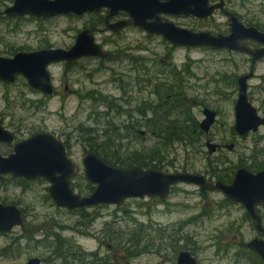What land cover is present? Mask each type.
I'll use <instances>...</instances> for the list:
<instances>
[{"label":"rangeland","instance_id":"374dc122","mask_svg":"<svg viewBox=\"0 0 264 264\" xmlns=\"http://www.w3.org/2000/svg\"><path fill=\"white\" fill-rule=\"evenodd\" d=\"M11 1L0 0V7L4 9L5 4H11ZM226 4L244 22L259 25L258 27L264 30V0H227ZM168 19L195 31L220 32L227 28L226 17L220 12L207 19L185 16H169ZM85 28L91 29V15L0 20V56L7 57L15 51L35 50L48 46L70 47L78 33ZM125 35L127 37L121 38L120 44L128 46L129 50L112 47L114 54L133 53V57L143 56L144 65L147 66L151 65L152 60L162 62L164 58L174 62L173 66L166 61L157 64L156 67L160 71L159 85L176 84L170 72L177 66L182 75L185 74V83L181 88L196 121L200 122L205 118L204 108H211L218 113L211 132L203 134L201 147L194 148L176 143L164 151L166 157L162 163V170L175 172L187 169L203 172L209 165L225 169L230 166L249 165L257 159L264 162V127L246 136H239L234 129L235 105L238 98L237 79L251 70L248 56L224 49L174 46L162 35L150 37L145 32L135 29H127ZM96 36L100 42L101 34ZM120 65V61L108 62L104 69L102 64H97L96 61L91 66V59L86 58L76 66L68 67V71H64L63 64L50 67L57 92L50 98L46 107L36 108L26 104L29 101L24 102L25 98L27 100L41 98V95L28 92L24 80L18 79L12 84L0 82V115H6L3 121L9 129L12 127L10 122L15 124L23 122L27 127L36 124L42 130L58 132L61 130L71 134L70 141L73 145L70 150L71 157L78 165L74 189L83 196L91 193L89 190L91 182L85 176L82 160L84 154L90 150V145L85 140L88 134H81L79 126L83 124L96 127L97 123L93 116L103 113L106 119L111 118L113 125L123 127L130 124L132 121L130 118H135L137 108L142 106L140 103L142 98L157 102L154 93L158 94L159 88L154 92L152 85L144 88L142 92L137 87L122 90L120 72L123 68ZM254 68L256 75L249 80V100L258 109L259 114L264 116V59L257 62ZM64 79L69 84L68 93L65 91ZM110 102L121 106L122 110L117 106L113 110L109 109ZM129 114L133 116L130 117ZM138 129L146 131L142 126ZM28 132L24 128L19 135L23 138L28 137ZM121 134L124 135L125 132ZM208 137L216 143L235 142V147L232 150L223 148L209 156L205 146ZM157 141L156 135L147 131L144 140L133 135L116 143L123 145L122 150L125 153L133 149L151 147ZM219 159L225 161V164L216 162ZM7 180L0 181V201H14L23 209L26 215L25 227L28 230L24 232L22 228L16 227L10 232L0 233V264H25L31 257L45 258L42 264H62V259L53 257L50 248L39 246L35 241L43 238L44 232L53 230H59L61 237L68 238L77 249L85 252L97 251L100 256L108 255L115 258L119 264H175L179 252L186 249L185 247L197 256L198 264H248L236 262L233 250L229 254L217 251L218 248L235 242L234 232L229 228L232 227L234 217L242 215L238 207H230L228 210L230 213H227V210L218 206L224 195L222 192L207 191L203 198L199 192L196 193L197 185L181 183L174 186L172 193L164 200L149 197L130 198L122 208H117L113 204L94 206L87 211L97 214V217L91 227L82 234L78 233L75 227V230L72 228L76 226L79 214L75 210L68 211L58 207L48 198V182L30 181L28 187L24 188L17 182ZM106 222L113 225L110 223L107 225ZM53 223L57 227L49 228ZM57 223L67 228L58 227ZM136 224H144L151 231L149 238L152 240L149 241L150 246L146 252L143 251L126 262L125 252L121 247L118 249L112 245V248H109L108 244H111V241L107 234L114 229L127 232ZM108 226L111 227L107 228ZM173 234L178 238V247L173 246V241L169 240L170 236L173 238ZM27 235L33 238L29 237L32 239L30 246L24 243L13 254H9L12 249L8 247ZM249 238L250 234H245V239ZM140 242V248H143L145 240L142 233Z\"/></svg>","mask_w":264,"mask_h":264},{"label":"water","instance_id":"95a60500","mask_svg":"<svg viewBox=\"0 0 264 264\" xmlns=\"http://www.w3.org/2000/svg\"><path fill=\"white\" fill-rule=\"evenodd\" d=\"M223 0L212 4L211 0H14L4 10L8 18L32 16L52 18L62 15H83L109 8L110 18L120 10L128 12L132 20L113 24L115 30L130 24L141 27L150 34L162 35L173 45L186 47H211L230 49L249 53L253 60L264 57V31L255 26H246L239 17L226 10L231 33L214 34L211 31H195L177 26L176 23L162 17V14L174 16H194L207 18L218 8ZM0 13V17H1ZM248 40L263 45L251 48ZM109 53L95 41L91 29L81 30L69 48L49 47L35 51H19L12 57L0 56V82L14 83L19 75L24 76L29 85L45 94H52L54 87L49 66L53 63L74 61L87 56L107 57ZM253 73L239 78V94L235 105V129L239 135L257 132L264 126V116L250 102L248 80ZM204 119L200 126L209 132L217 119V112L204 108ZM145 134V131L141 132ZM15 135L6 129L0 119V143L13 145L9 155L0 153V181L7 175L28 180L45 178L49 183V193L58 207L68 210L93 207L95 205H115L122 208L130 198L158 197L166 199L173 187L181 183H190L208 190H221L226 197L244 204L260 228V218L256 205L264 203V170L252 173L245 168L237 171L229 184L222 181H210L203 174L188 171L168 172L157 167H118L109 164L93 151L83 157L84 172L87 179L96 185L94 191L83 196L73 187V178L78 166L68 156L65 144L53 133H36L28 139L15 142ZM209 154L220 145L208 141ZM235 144H229L232 150ZM24 225V215L16 204L0 202V232H9ZM264 260V240L255 238L248 243ZM25 264H41L38 257L30 258ZM177 264H197V259L188 250L180 252Z\"/></svg>","mask_w":264,"mask_h":264},{"label":"flooded vegetation","instance_id":"af4514ba","mask_svg":"<svg viewBox=\"0 0 264 264\" xmlns=\"http://www.w3.org/2000/svg\"><path fill=\"white\" fill-rule=\"evenodd\" d=\"M221 1L222 0H211V3L212 4H215V3H219ZM226 1L227 0H223V2H224L223 7L216 9L211 16L207 17V18L213 17L217 12H220L224 17H226V23L225 24L227 25V28L226 29H222L220 32H212L214 34L222 33L224 35H227V34L231 33V27H230L229 19L226 16L225 11L228 10V11H231L233 13H235V12L232 11V10H230L227 7ZM13 2H14V0L11 1V4H5L4 9H2L0 7V13L2 14L1 17H0V20L4 21V20H14V19H21V18H23V17L8 18L6 15H4V13H3L4 10L8 6L12 5ZM69 15H74V14H69ZM83 15H91V32H92V34L95 37V41L103 48V50L105 52L109 53V55L107 57L87 56V57H82V58L77 59V60H74V61H64V62H59V63H53V64H51L49 66V70H50V67H52V66L54 67V66L63 64L64 65V71H68V67L76 66V64L78 62H80L81 60L86 59V58L87 59H91V66L96 61L97 64L98 63L102 64V66L104 67V69H105V64L106 63H108V62H111L112 63V62L120 61L121 62V65L120 66H121V68H123V71L120 72V78L122 80L120 82V88H122V90L125 91L128 88L131 89V88L137 87V89L140 92H142L144 88H147V87H149V85H152L153 91L154 92H157V90H158V88L160 86L159 85V75H160V71L156 67L157 64L164 63L166 61L168 64H171V66H173L174 65V62L168 61V60H166V58H164V59H162V62H157L156 60H152L151 65H148L147 66V65H144V61L145 60H144V57L143 56H140V58L139 57H133L132 56L133 53H130L131 55H128V54H124V55L123 54H114L113 53V50H112L113 49L112 47H115V48L120 47L121 49L124 48L126 51L129 50V47L128 46H121V44H120V39L127 37L125 35V31L127 29H135L136 31L145 32L147 34V36H150V37H152V36H160V35L150 34L147 31H145L144 29H142L141 27L136 26L134 24H130V23H128V25H126L125 27L120 28L119 30H115L113 27H111L113 24H116V23H119V22H129V21L132 20L131 15L128 12L124 11V10L118 11L116 14H114L113 16H111L108 19H107V17L109 15V8H103L99 12L85 13ZM80 16H82V15H80ZM169 16H172L173 17L174 15L162 14V17L165 18V19H167V20H169L168 19ZM180 16H183V15H180ZM24 17H32V16H24ZM185 17H194V16H185ZM33 18H38V17H33ZM52 18H55V17H52ZM52 18H41V19H52ZM195 18H197V17H195ZM207 18H204V19H207ZM200 19H203V18H200ZM239 20L242 23H244L246 26H255L259 30L264 31L262 28H260V27H258L256 25L248 24V23L244 22L240 17H239ZM177 26L187 28V27L182 26V25H179V24H177ZM207 31H209V30H207ZM97 34H101L100 42L97 39V36H96ZM247 44L251 48H254V49L263 47L262 44H260V43H258L256 41H253V40H248L247 41ZM174 46H179V45H174ZM49 47H53V46L43 47V48H39V49H35V50H40V49L49 48ZM70 47H66V48L69 49ZM184 47H186V46H184ZM208 48H211V47H208ZM215 49H218V48H215ZM222 49L227 50V51H231V52H234V53H243L246 56H248V58H249V60L251 62V70H250L249 73L252 72L253 73V76L256 75L255 74V71H254L255 64L257 62L261 61L262 59H264V57H262V58H259L257 60H253L252 56L249 53H244V52L230 50V49H225V48H222ZM35 50H28V51H35ZM19 51H27V50H19ZM19 51H15L12 54H10V56H7V57H12L16 53H18ZM168 64H167V66H168ZM153 69H154V71H153ZM108 70H111V69L108 68ZM50 73H51V71H50ZM164 73H168V72L164 71ZM245 74H248V73H244V74L240 75L238 77V79H237V83H238V94H239V78L241 76L245 75ZM51 75H52V73H51ZM149 75H150V77H149ZM170 75H171L173 81H175V83H176V84H172L171 83L174 87L180 88V87H182V84L185 83V79H186L185 76H184L185 74L182 75V73L178 70L177 66H174L172 68V70L170 72ZM253 76L251 78H253ZM21 78H23L24 84H25L26 88L28 89V92L29 93L41 95V98H29V100H27L25 98L24 99V102L29 101L26 104H30V105L36 106V108L37 107H42V106H44V107L48 106L49 105L50 98L52 96H54L56 94V92H57V87L54 84V76L52 75V82H53V87H54V90H53V93L52 94H45L42 91H40V90H38L36 88H33L32 86L29 85L27 79L24 76L19 75L17 77V80L18 79H21ZM249 80H248V84H249ZM63 82L65 83V91L68 93L69 92V89H70L69 88V84H68V82H67L66 79H64ZM2 83H4V84H12V83H5V82H2ZM248 90H249V85H248ZM154 95L157 96V99H158V94L157 93H154ZM91 97H92V95H91ZM248 97H249V93H248ZM136 99H138V98H136ZM157 99H156V101H157ZM130 100H132V99H130ZM142 100H143V98L141 99L140 103H142ZM8 102H11V101L8 100ZM128 103H130V102L128 101ZM138 104H139V102L137 103V105ZM155 104L156 103L154 102L153 105H155ZM118 107H119V109H121V106H118ZM109 109H112L113 110V108H110V107H109ZM137 111L140 112L141 111L140 108H137ZM5 116L4 115L1 116L2 118L0 117V119L2 120V123H3L4 127L6 129H8L9 131H11L15 135V138H16L15 142L28 139L29 137H31L32 135H34L36 133H53L57 139L61 140L65 144V146L67 148V151H68V156L72 159V157H71V151H70L71 148H72V146H73L71 144V141H70L71 134L64 133L61 130L59 132L56 131V130H48V129L42 130V128L36 126V124H31L30 127H27L26 125H24L23 122H20L19 124H15V122H10L12 127H11V129H9L7 126H5L4 121H3V118ZM129 116L132 117L133 114L132 115L129 114ZM217 117H218V113H217ZM95 119L96 118L93 116V120H95ZM141 119H142V117L138 113H136L135 118H130V120H132L131 122H133V120L139 121ZM216 121H217V119H216ZM216 121H215V123H216ZM200 123H201V121L199 122V127L201 129ZM215 123L212 125V127L215 125ZM127 126L128 125H125V127H127ZM212 127H211V129H212ZM261 127H264V126H261ZM24 128L27 131H29L28 132L29 133V136L23 138V137H20L19 134L22 133V130ZM132 128H135V127H132ZM211 129H210L209 132H204L202 129L201 130L204 132V135H205V134H209L211 132ZM234 129H235V125H234ZM136 131L140 135H144V134L141 133L143 130H140V129H137L136 128ZM235 131H236V129H235ZM236 133L238 134L237 131H236ZM249 133H252V132H249ZM248 134H246V135H248ZM246 135H244V136H246ZM239 136H241V135H239ZM202 137H203V135H202ZM208 141L213 142V140H211L209 137H208V139H206L205 146H206L207 149H208V146H207V142ZM214 143H216V142H214ZM232 143L235 144V142H232ZM216 144L220 145V147L219 148L217 147L216 151L214 153H212V154H209V149H208V155L209 156H212L213 154H215L216 152L222 150L223 148L229 149L228 148V145L229 144H226V143H216ZM13 148H14L13 145H9V144H6V143H0V153L3 154V155H9L10 153H12L13 152ZM89 151H91V150H89ZM89 151H87V152H89ZM73 162H74V160H73ZM241 168H245V169H247L248 171H250L252 173H257L259 171L264 170V166H243V165H240V166H230L229 168H225V169H219L218 166L209 165V166H206V170L203 171V172H194V171H189L187 169L184 170V171L203 174L210 181H218L219 180V181H222V182H224L226 184H229V183H231L233 181V179L236 176L237 171L239 169H241ZM77 174H78V172H77ZM77 174H76V176H77ZM9 176H11V175H7L6 178L9 177ZM218 176H221V178H219ZM75 177L73 178V187H74V179H75ZM14 179H20V178H14ZM40 179H43L44 181L48 182L45 178H37V179L29 180V181H35V180H40ZM26 180H28V179H26ZM48 184L50 185L49 182H48ZM185 184H190V183H185ZM207 191H219V192H222L221 190H208V189H204V188L198 187V189L196 190V193L199 192L200 196L204 198L205 193ZM48 192H49V186H48ZM91 193H89V195ZM49 195H50V193H49ZM51 199H52V197H51ZM8 204H15V203H8ZM100 205H104V204H99V205H95V206H100ZM218 206L221 207V208H223V210H227V213H230L228 211L230 207H232V206L238 207V209L242 211V215L241 216H238L236 218L234 217L233 221L231 222L233 224L230 223L232 225V227H230L229 230L234 232V235H235V240L234 241L235 242H233L232 244H227L223 248L220 247V248H218L217 251L218 252L219 251H222V252H225L226 254H229L233 250V255L235 256V261L238 262V263L247 262L248 264H264V260L261 258V256L259 255V253H257L255 250L251 249L248 246V243L251 240L255 239V238L264 240V203H259V204H257L255 206L256 207V213H257V215L260 218L259 225H260V228L261 229H259L257 227V223H256L255 219L253 218V216L251 215L250 211L248 210V208L244 204L239 203V202H236V201H233L230 198L226 197L225 194H224L222 196V199L219 200ZM78 209H83V208H78ZM84 209H91V207H87V208H84ZM21 210H22L23 215H24V225H25L26 224V215H25V212L23 211L22 208H21ZM66 210H68V209H66ZM75 210H77V209H75ZM68 211H74V210H68ZM24 225L23 226H17V227L22 228L23 230H25L24 232H26V230H28V228L25 227ZM15 228H13V229H15ZM0 233H3V232H0ZM5 233H7V232H5ZM245 234H250V238L248 240L245 239ZM108 245H109V248L111 249L112 246L110 244H108ZM188 251H190L192 253V255L196 257L197 264H198L199 261H198L197 256L191 250H188ZM180 252H179V254H180ZM179 254H178V256H179ZM178 256H177V259H178ZM38 258L41 259V264L45 260V258H41V257H38ZM177 259H176V264H177Z\"/></svg>","mask_w":264,"mask_h":264},{"label":"trees","instance_id":"16d2710c","mask_svg":"<svg viewBox=\"0 0 264 264\" xmlns=\"http://www.w3.org/2000/svg\"><path fill=\"white\" fill-rule=\"evenodd\" d=\"M21 79L23 80V78ZM151 101L150 99H144L142 106H140V115L142 119L135 123L134 121L130 122L127 127L123 126L118 128L113 125L110 117L106 119L104 114L97 113V116H95V122L97 123H95L97 125L96 127L84 126L81 124L78 130L83 135L88 134L85 140L89 143L91 151L97 153L109 164L124 168L139 165L145 168L157 167L163 169L162 163L166 157L164 151L168 150L174 144L181 143L186 146L190 145L194 148L203 145L202 135L204 132L200 129L199 122L193 117L181 87H174L171 83L160 84L158 90V103L153 105L154 102ZM116 106L114 102H110V105H108V107L113 109ZM118 114L120 115L121 113ZM100 124H104V128ZM140 126L146 128V133L150 131L152 134H155L158 141L151 147L133 149L130 152L124 153L122 150L123 145L117 144L116 142L124 138L129 139L133 135L144 140L146 133L144 134L145 136H141L136 131V128L138 129ZM122 132H125V134L122 135ZM100 136L105 138L99 139ZM216 162L222 165L225 164V161L220 159ZM244 166H264V162H260L257 159L256 161H252L249 165L244 164ZM218 177L221 178V176ZM6 179H8L7 181L9 182H17L24 188L28 187L30 184V181L24 178L14 179L9 176ZM40 181L44 180L40 179ZM94 187L95 184L91 182L89 190L93 192ZM47 196L51 199L49 194ZM1 202L5 204L15 203L14 201L7 200ZM87 210L88 209L84 208L75 210V212L79 214V218L75 222L76 226L72 228L74 229L75 227L78 233L83 234L86 229H89L97 217V214H92ZM109 223L112 224L111 222H106L107 225ZM57 225L61 228H67L65 225L61 226V224L58 223ZM24 226H26V224ZM52 227L57 226L53 223V226L52 224L49 225V228ZM109 227L111 226L107 228ZM150 232L151 231L144 224H136L127 232L122 229L111 230L110 234H107V238L111 241V246L113 245L118 249L121 247L122 251L125 252L124 260L127 262L131 257H136L143 251L146 252L150 246L148 243L152 240L149 238ZM140 233L143 234V239L145 240L143 248H140ZM174 235L175 234H173V238L170 236L169 240L173 241V246H177L178 238L174 237ZM61 236L59 230H53L47 233L44 232L43 238L35 241L39 246L42 245L46 248H50L53 257L62 259V264H119L115 258L113 259L108 255L100 256L97 251L85 252L81 249H77L68 238ZM29 237L32 238V236L27 235L17 239L16 242L14 241L11 247H8L12 249L9 254H13L15 250H18L24 243H27L26 246L29 247L33 239ZM163 239L164 238H162V240ZM180 248L184 249V247ZM185 248L184 250H187V247Z\"/></svg>","mask_w":264,"mask_h":264},{"label":"bare ground","instance_id":"6f19581e","mask_svg":"<svg viewBox=\"0 0 264 264\" xmlns=\"http://www.w3.org/2000/svg\"><path fill=\"white\" fill-rule=\"evenodd\" d=\"M162 84V83H161ZM155 103H158V100H157V102H155ZM138 113H140L139 111H138ZM3 182V181H2ZM96 188V185H95V187H94V189ZM94 189H93V191H94ZM149 198H151V197H149ZM154 198H158V197H154ZM160 199V198H159ZM161 200H164V199H161Z\"/></svg>","mask_w":264,"mask_h":264}]
</instances>
